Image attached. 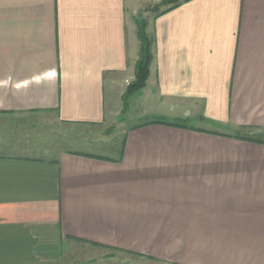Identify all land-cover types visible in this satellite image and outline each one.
Returning <instances> with one entry per match:
<instances>
[{"label":"crops","instance_id":"1","mask_svg":"<svg viewBox=\"0 0 264 264\" xmlns=\"http://www.w3.org/2000/svg\"><path fill=\"white\" fill-rule=\"evenodd\" d=\"M144 3L0 0V264H264V143L240 139L264 137V0L153 19L124 105ZM134 97L113 157L30 154L49 129L120 122Z\"/></svg>","mask_w":264,"mask_h":264},{"label":"rangeland","instance_id":"2","mask_svg":"<svg viewBox=\"0 0 264 264\" xmlns=\"http://www.w3.org/2000/svg\"><path fill=\"white\" fill-rule=\"evenodd\" d=\"M160 2L161 0H145V3L138 11L139 17L137 22L145 23L146 32L149 33L148 35H151L152 33L153 17L155 15L153 10ZM132 99L130 110L124 114L123 120L120 122L116 124H109L106 128L65 127L62 129L56 127V130L59 131L61 129L63 131V136L60 134L61 132L59 133V136L53 135L50 131L51 129H49V137L43 133L37 138L39 141H45L41 142L45 144L43 149H40V152L32 151L30 154L44 155L48 157L56 156L62 151H82L84 153L95 154L103 157H113L114 154L112 153L111 148L119 145L118 141L122 140V138H118V136L122 134L127 127L140 124L136 118L135 97ZM2 135L3 134L1 132V136ZM22 137L24 136L22 135L20 139H23ZM36 148H41V144H39ZM87 261L88 256L85 257L80 255L75 259V262H77L76 264H83Z\"/></svg>","mask_w":264,"mask_h":264},{"label":"trees","instance_id":"3","mask_svg":"<svg viewBox=\"0 0 264 264\" xmlns=\"http://www.w3.org/2000/svg\"><path fill=\"white\" fill-rule=\"evenodd\" d=\"M190 0H161L159 5L153 10L154 17L156 19L163 14L175 9L182 3L188 2ZM136 25V35L140 44L139 57L135 64V77L134 81L128 85L126 91L123 95V104L125 105L127 100L136 92L143 89L146 86V82L149 76L150 66L153 60L152 48H153V38L147 34L145 23H138L135 19ZM162 124L161 122H155ZM239 138V137H238ZM242 140L264 143V137L256 138H240Z\"/></svg>","mask_w":264,"mask_h":264}]
</instances>
